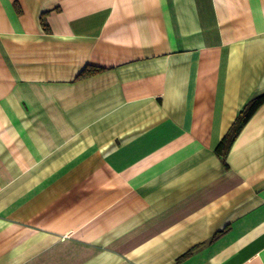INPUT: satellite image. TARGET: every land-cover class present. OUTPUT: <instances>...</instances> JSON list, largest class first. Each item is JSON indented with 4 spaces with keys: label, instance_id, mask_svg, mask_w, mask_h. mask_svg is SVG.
<instances>
[{
    "label": "crops",
    "instance_id": "obj_1",
    "mask_svg": "<svg viewBox=\"0 0 264 264\" xmlns=\"http://www.w3.org/2000/svg\"><path fill=\"white\" fill-rule=\"evenodd\" d=\"M264 0H0V264H264Z\"/></svg>",
    "mask_w": 264,
    "mask_h": 264
},
{
    "label": "trees",
    "instance_id": "obj_2",
    "mask_svg": "<svg viewBox=\"0 0 264 264\" xmlns=\"http://www.w3.org/2000/svg\"><path fill=\"white\" fill-rule=\"evenodd\" d=\"M264 103V93H261L253 98H251L246 105L240 110L236 119L233 121L232 125L225 133L221 141L219 142L216 150L219 154H225L230 148L234 138L239 133L240 129L247 121V119L252 115L255 109Z\"/></svg>",
    "mask_w": 264,
    "mask_h": 264
}]
</instances>
